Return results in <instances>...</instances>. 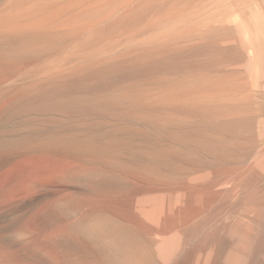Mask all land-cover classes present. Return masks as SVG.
I'll use <instances>...</instances> for the list:
<instances>
[{"label":"rangeland","instance_id":"374dc122","mask_svg":"<svg viewBox=\"0 0 264 264\" xmlns=\"http://www.w3.org/2000/svg\"><path fill=\"white\" fill-rule=\"evenodd\" d=\"M242 1L204 0L201 12L224 9L225 19L206 26H231L255 58L258 39L239 26L255 18L264 26V0ZM8 2L0 0V12ZM32 38L0 36V264H264V57L252 69L238 64L254 95L249 125L204 122L211 151L194 145L172 160H149L139 135L109 133L121 121L92 107L110 85L65 90L55 105L31 88L57 60L19 52ZM135 121L127 120L144 124Z\"/></svg>","mask_w":264,"mask_h":264},{"label":"bare ground","instance_id":"6f19581e","mask_svg":"<svg viewBox=\"0 0 264 264\" xmlns=\"http://www.w3.org/2000/svg\"><path fill=\"white\" fill-rule=\"evenodd\" d=\"M203 1L10 0L0 12V36L30 34L33 38L24 40L19 52L57 55L55 64L45 70L44 79L31 84L32 89L47 94L46 101L61 102L65 98L62 94L68 89H73L75 94L84 85L94 90L110 85L103 102L92 105L99 111L104 108L106 118L121 121L108 132L118 133L116 136L120 133L122 137L126 132L139 135L145 147L141 152L148 159L172 160L194 145L211 151L203 139L204 122L217 123L226 118L232 123L238 118L234 125H238V120L242 127L251 123L254 96L249 89L251 81L238 64L245 63L252 69L255 61L264 57V26L258 19L249 28L244 24L239 26L241 33L258 39L254 58L247 55L250 46L244 38L240 37L238 43L234 41L231 26H206L208 21L223 17L226 12L223 9L219 14H202ZM203 24L208 29L199 31ZM196 31L200 33L193 35ZM189 39L197 43L188 49L184 44ZM121 44L126 47L118 49ZM82 52L87 56L78 58ZM58 67L64 68L54 71ZM42 69L38 68L37 72ZM128 119L144 124L130 125ZM116 136L107 137L108 144L117 145L120 140ZM90 147L102 150L101 145Z\"/></svg>","mask_w":264,"mask_h":264}]
</instances>
